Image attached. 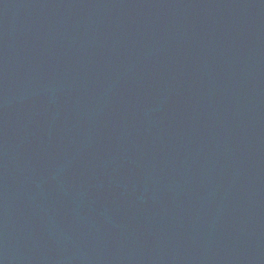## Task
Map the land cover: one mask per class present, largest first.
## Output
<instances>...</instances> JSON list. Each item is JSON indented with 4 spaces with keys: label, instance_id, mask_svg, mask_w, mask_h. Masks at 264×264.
<instances>
[{
    "label": "water",
    "instance_id": "1",
    "mask_svg": "<svg viewBox=\"0 0 264 264\" xmlns=\"http://www.w3.org/2000/svg\"><path fill=\"white\" fill-rule=\"evenodd\" d=\"M0 264H264V0H0Z\"/></svg>",
    "mask_w": 264,
    "mask_h": 264
}]
</instances>
